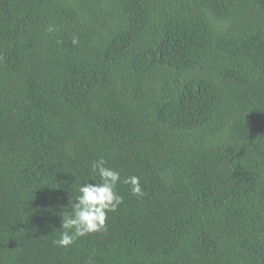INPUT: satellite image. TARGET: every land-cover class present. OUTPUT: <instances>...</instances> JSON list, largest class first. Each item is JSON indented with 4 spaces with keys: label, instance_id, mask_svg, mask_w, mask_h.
<instances>
[{
    "label": "trees",
    "instance_id": "trees-1",
    "mask_svg": "<svg viewBox=\"0 0 264 264\" xmlns=\"http://www.w3.org/2000/svg\"><path fill=\"white\" fill-rule=\"evenodd\" d=\"M100 157L144 195L58 247ZM0 264H264V0H0Z\"/></svg>",
    "mask_w": 264,
    "mask_h": 264
},
{
    "label": "clouds",
    "instance_id": "clouds-1",
    "mask_svg": "<svg viewBox=\"0 0 264 264\" xmlns=\"http://www.w3.org/2000/svg\"><path fill=\"white\" fill-rule=\"evenodd\" d=\"M52 31L50 27L48 29ZM77 44V38H73ZM92 168L99 175V182L94 179L83 181L77 187V195L68 201V210L61 219L59 238L53 243L61 248H68L78 238L107 230V217L109 212H115L123 204L124 197L117 191V185L123 183L129 186L134 196H143L140 177L131 174L125 177L121 172L108 166L104 157L92 163Z\"/></svg>",
    "mask_w": 264,
    "mask_h": 264
}]
</instances>
